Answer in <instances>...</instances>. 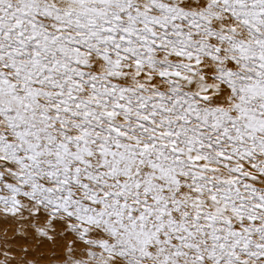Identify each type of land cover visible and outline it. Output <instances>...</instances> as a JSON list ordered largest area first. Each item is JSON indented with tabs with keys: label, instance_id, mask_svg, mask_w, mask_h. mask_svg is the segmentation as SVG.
Returning a JSON list of instances; mask_svg holds the SVG:
<instances>
[{
	"label": "snow or ice",
	"instance_id": "1",
	"mask_svg": "<svg viewBox=\"0 0 264 264\" xmlns=\"http://www.w3.org/2000/svg\"><path fill=\"white\" fill-rule=\"evenodd\" d=\"M0 264H264V0H0Z\"/></svg>",
	"mask_w": 264,
	"mask_h": 264
}]
</instances>
